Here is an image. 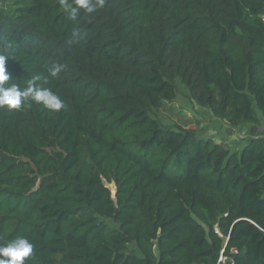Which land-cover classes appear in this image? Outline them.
Returning <instances> with one entry per match:
<instances>
[{"label":"trees","instance_id":"16d2710c","mask_svg":"<svg viewBox=\"0 0 264 264\" xmlns=\"http://www.w3.org/2000/svg\"><path fill=\"white\" fill-rule=\"evenodd\" d=\"M0 53L6 87L65 103L0 108V244L26 237L25 264H264V138L235 151L155 117L181 79L214 116L261 122L264 0H105L75 19L0 0Z\"/></svg>","mask_w":264,"mask_h":264},{"label":"clouds","instance_id":"9594fccd","mask_svg":"<svg viewBox=\"0 0 264 264\" xmlns=\"http://www.w3.org/2000/svg\"><path fill=\"white\" fill-rule=\"evenodd\" d=\"M105 0H75L76 7L68 0H60L64 10L71 19H75L79 10L84 9L87 13H93L97 7H103ZM8 56L0 53V108L20 110L22 106L30 107L31 102L43 104L47 109L58 112L65 108L64 101L51 89L35 87L34 81H29L27 87L20 88L17 85L6 87L10 74L6 69ZM64 65H57L50 70V75L58 76L64 70ZM33 244L24 236H17L3 244H0V264H25L26 258L33 253ZM6 258V259H5Z\"/></svg>","mask_w":264,"mask_h":264},{"label":"rangeland","instance_id":"374dc122","mask_svg":"<svg viewBox=\"0 0 264 264\" xmlns=\"http://www.w3.org/2000/svg\"><path fill=\"white\" fill-rule=\"evenodd\" d=\"M178 96L172 102H165L155 113V117L161 121L164 126H176L182 125L186 127L197 128V131L202 136H220L216 134L215 125L211 117V111L205 107L200 106L190 96L189 89L186 84L177 79ZM227 126V125H226ZM222 134L225 135V124L221 127ZM226 136V135H225ZM232 143V144H231ZM233 145V142L229 141V145ZM233 149V148H232ZM115 192V186L110 185Z\"/></svg>","mask_w":264,"mask_h":264},{"label":"crops","instance_id":"0c3cea01","mask_svg":"<svg viewBox=\"0 0 264 264\" xmlns=\"http://www.w3.org/2000/svg\"><path fill=\"white\" fill-rule=\"evenodd\" d=\"M261 117L262 119L260 123L243 122L240 125L233 126L225 119L213 115L211 119L216 123L214 128L217 132L215 135L219 134L220 136L211 137H213L217 142H220L231 149L233 148L232 150L241 151L250 139L256 137L264 138V114ZM224 124L226 128V136L222 134L223 130L221 129ZM229 141L233 142L232 146V143L229 145Z\"/></svg>","mask_w":264,"mask_h":264},{"label":"built area","instance_id":"2783aa9c","mask_svg":"<svg viewBox=\"0 0 264 264\" xmlns=\"http://www.w3.org/2000/svg\"><path fill=\"white\" fill-rule=\"evenodd\" d=\"M219 264H235L234 260L228 261V258L226 256H223V254L219 257Z\"/></svg>","mask_w":264,"mask_h":264}]
</instances>
